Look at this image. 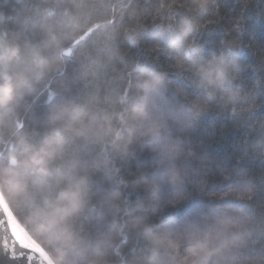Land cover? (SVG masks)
Returning <instances> with one entry per match:
<instances>
[{"label":"trees","instance_id":"16d2710c","mask_svg":"<svg viewBox=\"0 0 264 264\" xmlns=\"http://www.w3.org/2000/svg\"><path fill=\"white\" fill-rule=\"evenodd\" d=\"M75 3L83 7L76 8ZM157 3L62 0V6H70L69 17L46 33L39 26L34 0H0L1 197L18 227L53 264H67L69 259L58 193L70 178L75 182L82 177L87 178L84 198L96 207L80 210L75 231L86 240L100 236L110 264H133L142 256L147 243L144 224L179 227L193 209L227 212L236 218L242 225L234 230L242 264H264V0H175L171 11H162V20ZM133 9L141 12L144 24L135 34L136 44L124 31ZM25 17L31 19L25 22ZM113 18L115 23L109 26L107 21ZM213 59L225 74L215 72L208 83L201 69ZM129 79L133 88L128 104H116L109 111L139 105L147 96L152 119L166 124L162 135L179 140L183 152L177 167L189 198L177 207L165 206L164 198L179 188L165 184L159 200L144 191L141 177L150 180L157 175L158 156L139 136L138 125L126 154L105 147L111 136H104L103 130L94 135L88 120L75 125L84 135L77 136L68 127L71 113L66 108L87 98L86 108L95 115L105 107V91L117 98ZM209 93L213 96L207 111L195 115L192 105L203 104ZM113 123L118 126V116H113ZM187 124L191 128L181 132ZM224 175L230 179L224 180ZM201 181L203 191L198 190ZM49 186L51 198L46 203L42 193L49 195ZM229 186L249 188L255 198L218 199ZM113 194L115 207L105 203ZM154 205H160L156 213ZM122 227L124 236L119 235ZM181 243L183 254L190 244L187 239ZM157 260L182 264L181 256L173 258L171 249L163 247Z\"/></svg>","mask_w":264,"mask_h":264},{"label":"snow or ice","instance_id":"6c2138e0","mask_svg":"<svg viewBox=\"0 0 264 264\" xmlns=\"http://www.w3.org/2000/svg\"><path fill=\"white\" fill-rule=\"evenodd\" d=\"M103 3V0H101ZM175 0L172 3H167L166 0H158L156 13L162 20V11L167 8L172 10ZM36 9V15L40 17L39 26L44 28L47 32H50L53 25L60 23L62 18H68L70 12V6L63 4L62 0H34L33 4ZM76 8H82V3H75L73 5ZM114 7V6H113ZM127 8L128 5H123ZM60 9L58 12L57 9ZM121 18L124 16V12L120 13ZM132 18L131 23L125 28L126 33L132 35L129 39L132 44H136L137 40L135 34L144 27L141 22V12L133 9L129 13ZM31 17H25L27 22ZM157 15L152 16V21L155 23ZM212 21H209L211 23ZM115 23L114 18L107 21L109 26ZM33 27H36L34 24ZM169 31L173 30V25L167 26ZM90 28L81 40L91 33ZM189 49L192 45H187ZM64 52H71V49H63ZM112 56H109L111 59ZM222 62V58H221ZM215 59L209 61L207 66L202 68L201 71L208 78V83L212 82V77L215 72H219L220 75L225 74L224 69H217L215 67ZM178 66H183L182 64ZM99 67L94 70L91 75L96 77ZM86 75L88 73H85ZM131 75V74H129ZM155 86V81L151 82ZM201 86H205L202 82ZM133 88V82L128 80L127 86L123 89L122 95L114 98L107 90L103 96V103L105 107L100 108L95 115H91V109L86 108L90 101L86 98L79 105H74L70 109L66 108L65 111L71 113V119L69 121V129L80 136L84 133L77 129L75 125H83L85 120H88V130L94 135H97L99 130H103L104 136H111V139L104 141L105 147L111 146L113 149H118L121 153L126 154L129 146L133 142L132 132L136 130L137 125L140 128L139 136L146 139V143L149 145L151 152L156 153L158 173L150 180L147 177L142 176L144 180V191L150 192L152 197L156 200L161 199L164 195V185H170L173 188H179L180 190L173 195L164 198L165 206L177 207L183 201L189 197L185 194L183 186L185 183V177L181 174L180 169L177 167V161L182 155L183 149L180 146L179 140H173L170 135H162V130L166 128V124L153 120L147 96L142 98V102L139 105L132 104L131 106H125L120 112L109 111L110 107L116 104L127 105L130 99V92ZM97 90V94H98ZM234 95H238L235 93ZM213 94L209 93L207 100L202 103H194L191 111H194L195 115H199L202 112L207 111L208 103L212 99ZM226 107V105H222ZM231 114H236V109H231ZM118 116V126L113 123V116ZM191 128V124L184 125L180 128L181 132H186ZM125 132L129 135L125 138ZM59 135V132L57 131ZM59 171V169H57ZM86 177L80 178L78 181L69 179L67 184L60 189L58 193L59 199L63 201L64 205V218H65V231L67 232L69 244L68 252L69 259L67 264H110V257L108 248L105 246V241L98 236L95 241L86 240L81 237L76 231L75 226L79 220L80 210L88 205L91 209H95L96 204L90 203L84 198L82 186L86 183ZM224 180L230 179L228 175L223 176ZM199 191L204 190V182H200ZM51 186H49V195L42 193L45 202L47 203L50 196ZM2 195V193H0ZM115 196L105 203H109L111 206H117L115 203ZM230 197H234L237 200L251 202L255 198V192L249 188L241 189L240 186H229V188L223 191L218 199L226 200ZM160 205H154L152 212L156 213L159 210ZM242 225L233 216L227 212L211 211L201 212L199 209H193L191 214L185 217L183 223L179 227H173L170 225H160L154 227L151 224H144L143 233L145 235L146 247L142 256L135 258L133 264H161L157 260V252L160 248L171 249V255L181 256L182 264H188L191 260V264H242L238 249L241 247V243L235 235L234 230H238ZM104 235V234H101ZM109 238H112V234L109 231L107 233ZM119 235L124 236L123 227ZM139 235V233H138ZM187 239L190 246L183 250L181 254L182 241ZM195 241V243H192ZM151 251L152 255L148 256L147 253ZM36 255H40V252H36ZM33 255V250L25 248L20 255L13 256H0V264H27L28 259ZM45 260H49L50 257L45 253ZM264 259V258H262ZM255 264H259L256 261Z\"/></svg>","mask_w":264,"mask_h":264},{"label":"water","instance_id":"95a60500","mask_svg":"<svg viewBox=\"0 0 264 264\" xmlns=\"http://www.w3.org/2000/svg\"><path fill=\"white\" fill-rule=\"evenodd\" d=\"M25 248L33 250L27 264H53L43 258L44 251L18 227L0 195V256H18ZM38 251L40 255L35 254Z\"/></svg>","mask_w":264,"mask_h":264}]
</instances>
